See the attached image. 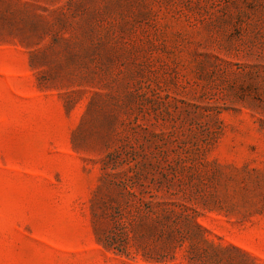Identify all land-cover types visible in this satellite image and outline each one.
<instances>
[{
  "label": "rangeland",
  "instance_id": "obj_1",
  "mask_svg": "<svg viewBox=\"0 0 264 264\" xmlns=\"http://www.w3.org/2000/svg\"><path fill=\"white\" fill-rule=\"evenodd\" d=\"M0 264H264V0H0Z\"/></svg>",
  "mask_w": 264,
  "mask_h": 264
},
{
  "label": "trees",
  "instance_id": "obj_2",
  "mask_svg": "<svg viewBox=\"0 0 264 264\" xmlns=\"http://www.w3.org/2000/svg\"><path fill=\"white\" fill-rule=\"evenodd\" d=\"M38 38H39V36H38Z\"/></svg>",
  "mask_w": 264,
  "mask_h": 264
}]
</instances>
